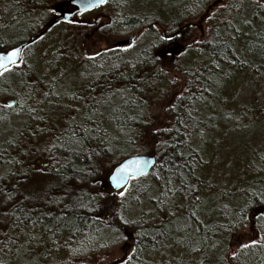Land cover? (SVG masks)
I'll return each instance as SVG.
<instances>
[{"label": "trees", "instance_id": "1", "mask_svg": "<svg viewBox=\"0 0 264 264\" xmlns=\"http://www.w3.org/2000/svg\"><path fill=\"white\" fill-rule=\"evenodd\" d=\"M208 1L168 0L171 8H178L173 17L126 13L118 26L109 29L112 34L124 35L141 29L144 34L155 36L140 55L130 59H122L120 48L101 50L100 55L89 59L82 52L89 28L79 25L73 40L41 43V47L52 44L45 52L43 67L31 63L32 56L27 54L18 67L0 77V97L7 94L15 97L12 108H5L0 102V119L17 110L29 118L18 134L0 144V162L11 166L0 177V214L7 218L5 234H0L6 238L0 239V264L17 252L19 242L25 235L29 239L31 231L37 232L42 251L66 255L61 264H85L86 254L108 246L102 239L107 227L118 229V236L128 237L126 241L119 240L125 244L123 247L127 246L131 252L133 247L137 249L129 264H160L147 260L146 255L159 251L168 241L173 242L172 246H166L170 251L198 254L195 264H264V245L242 250L236 261L228 256L231 245L217 239L231 238L241 229L232 222L241 218L244 225L248 220L256 221L257 226L261 223L257 217L264 212V152L254 151L240 172L232 165L234 176L240 180L236 188L228 189L217 175L220 200L217 206L207 203L209 206L200 213L196 206L205 205L206 192L213 188L206 177L213 160L204 161L202 152L192 143L195 137H201L204 127H210L208 123L215 124L213 120L209 122L213 115H194L196 103L219 101L205 99L218 86L212 79L220 78L224 85L238 76L264 72V8L244 1L242 7H236L241 0H224L233 6L220 8L217 16L211 18L212 30L217 28L200 42L208 59L199 68L190 70L179 63H173L172 67L160 57L152 56L154 48L165 43L160 39L161 30L152 23L154 20L168 32L180 28L185 31L187 17L198 13ZM240 10L247 11L245 19L238 17L236 11ZM246 20L251 23H245ZM9 36L11 30L0 26V47L12 44L7 41ZM79 60L92 70L88 71V79L57 101L50 96L57 79L71 73ZM158 68L163 71H157ZM169 68L181 72L185 78L181 92L171 95L173 79ZM215 90L222 92L221 88ZM59 109L64 114L62 119L55 113ZM159 110L161 118L157 115ZM89 116L92 120H88ZM38 121L42 127H38ZM77 124L84 128L98 127L101 132L93 135L101 138L107 136L114 142L118 138L119 150L107 152L103 146L97 147L99 140L76 144L75 140L82 136L78 132L73 138L71 129ZM65 129L68 134L61 135ZM94 148L99 155L92 153ZM137 153H154L156 165L147 175L129 181L123 199L126 207L147 200L152 203L154 214L148 220L137 218L138 224L125 225L112 215L122 198L113 200L105 192L101 174L104 176L109 167ZM43 154L50 161L46 169L32 164ZM221 168L222 165H217V171ZM192 185L195 187L189 190ZM169 189L176 191L172 193ZM153 192L158 201L150 197ZM213 209H217L215 215ZM191 211L196 212V217L189 219ZM137 232L145 235L138 237ZM215 239L217 245L213 247ZM73 249H79V254L74 255Z\"/></svg>", "mask_w": 264, "mask_h": 264}, {"label": "rangeland", "instance_id": "2", "mask_svg": "<svg viewBox=\"0 0 264 264\" xmlns=\"http://www.w3.org/2000/svg\"><path fill=\"white\" fill-rule=\"evenodd\" d=\"M115 1L123 2V13L129 15L132 13L138 14L139 16L147 15L165 18L166 16L173 17L178 13V8H171L170 5L172 3L168 2V0ZM249 1L257 5V0ZM225 2L226 1L221 0V3ZM220 8V3H216L215 6H213L211 0H209L208 3L199 9L200 11L198 13L188 16L185 20L186 29L181 33L179 41L176 40L178 44L184 45L183 48L180 47L179 49L177 48V51L175 52L167 53V50L164 48L161 49V47L158 46L154 48L156 50H153L152 56L160 57L162 60L170 63L172 67L174 65L173 63L184 65L190 70L203 66L204 62L208 59V56L206 52H203L200 42L208 39L212 34L211 32H214V29L217 28L215 27L212 30L211 18L217 16L216 13ZM168 13H170V15H168ZM236 13L239 18L245 19L247 16V11L240 10L236 11ZM210 16L211 18L209 19ZM224 17L225 16H220V18ZM161 27L162 26H158L157 29L161 30ZM131 35L133 37L130 43L134 42L133 46L129 48L128 45L130 43H128L120 47L123 60L130 59L133 55H140L139 53L142 49L148 47L153 41V37H155L153 34H144L141 29H135L124 34L120 39L128 38ZM193 38H195L196 42L193 41ZM40 45L41 44L28 51V54L32 56V58H30L31 63H38L39 65L36 66L38 68L44 66L43 62L46 58L45 52L52 47V44L47 46L42 44L43 47ZM89 45L90 44L85 43V46H82V52L86 56L92 55ZM101 45L104 46L105 43H99V46ZM188 45H191V47H188ZM33 50H35L36 53L32 54ZM181 53L184 54L181 55ZM170 69L173 68H169V70ZM174 70L175 71L170 72V78L174 79L175 77H179L182 81V86L173 85L169 95H171V93L181 92L185 83V78L182 73L176 69ZM88 71L92 70H88L87 67L81 63V60H79L76 63V68L71 73H68L67 75L63 74L57 79L56 85L53 87L50 96L56 98L57 101L64 99L65 94L66 96L69 95L73 88H77L80 83H83L88 79ZM260 72H258L257 75L238 76L237 79L235 78L234 82L229 80L224 85L220 83V78L212 79L218 85L215 88H221L222 92L218 90L216 91L214 88V90L210 91V95H205V99L212 98V100H214L217 98L219 101L195 104L197 112H194V115L199 114L203 117H211L213 115L214 118L209 120V122L212 120L215 122L214 125L208 123L210 127H204L205 130L202 132L201 137H195L192 141L193 145L202 152L201 157L204 161L213 160L212 164L209 165L211 169L206 172V177L209 178L207 182L211 183L213 188H209V191L206 192L207 196L205 199L207 202H205V205L203 203L202 205L196 206L195 209L200 213H202L201 210L204 207H208L209 204H211V207L214 205L217 206V200H220V197H217V175L220 176V179H223L222 182L225 185L229 186L228 189L236 188L238 181L240 180H238V176H234V169L231 168L232 165L233 168L240 172L242 171L241 168L244 169L247 165L248 159L254 151L260 153L264 152V72ZM15 94H17V91ZM10 99L13 100L15 97L11 94H7L4 97H0V102L6 104L7 100ZM227 100L229 103H226L227 105L225 106ZM60 108H63V102H61ZM55 113L59 119L64 117V114L60 109ZM161 113V110L157 112L159 118H161ZM191 114H193V112H191ZM28 119V116L19 110L10 112L4 119H0V144L5 143L8 139L13 138L18 134L21 129L26 126ZM38 123V127H42L40 124L41 122L38 121L37 124ZM33 162L32 164L34 166L40 169L43 167L46 169V165H49L50 161L47 156L43 154L40 160L35 159ZM253 163L260 166L258 160H254ZM217 165H222V168L219 171H217ZM10 168L11 166L9 164L1 163L0 177L6 171H9ZM27 168H29V166ZM111 168L112 166L106 170L104 176L101 174L104 178V189L107 194L109 193V195H112L113 200H119L120 197L116 195L117 191H112L106 182L107 175ZM233 178L236 180H232ZM150 197H156L154 192L151 193ZM234 201L237 202V198H234ZM233 205H235V203ZM212 211V215H215L217 209H213ZM123 214L125 218L130 221L136 220L137 218L148 220L152 218L154 214V207L151 202L142 200L141 203H132L128 205L124 209ZM201 217L199 216V218ZM6 219V216L0 214V234H5L4 225ZM256 227V221L248 220L244 227L237 231L231 238H227L226 240L224 236H218L217 239L225 240V243L231 245L230 250H235L238 244L248 243L251 239H257L259 237L257 235ZM115 237H118V232L113 231L111 227H107L102 234V239L107 241L108 246L86 254L83 258L84 263L97 264L101 259L111 260L115 256H123L125 253H130V248L127 246L126 248L123 247L125 245L123 242L118 241L112 243ZM38 238L39 236L36 231H31L29 239H27V235H25V237L22 238V241L19 242V246L21 247H19L14 255L6 257L2 264H61L66 258V255L59 252L52 253L42 251L38 247ZM0 239L5 240V235H0ZM217 239L214 240L215 245H217ZM172 243L173 242L170 243V241H168L159 251L146 255V259L160 264H195L197 262L199 259L198 254H184L180 251L173 252L166 249V246H172ZM28 247H30V249H28ZM176 257L179 258L180 261H178Z\"/></svg>", "mask_w": 264, "mask_h": 264}, {"label": "flooded vegetation", "instance_id": "3", "mask_svg": "<svg viewBox=\"0 0 264 264\" xmlns=\"http://www.w3.org/2000/svg\"><path fill=\"white\" fill-rule=\"evenodd\" d=\"M243 1L247 3L249 0ZM123 4L121 1L107 0V3L93 8L83 15H78L76 14L77 9L70 4L69 0H0V26L11 30L12 36H9V39L6 40L11 41L12 44L8 46H16L28 41L22 50L21 61L27 56L28 51L43 41L75 39L79 25L89 28L85 43L90 44L91 56H95L94 54L101 50L122 47L117 42L122 40L120 37L123 35L112 34L109 29L118 26L121 17L126 14L123 13ZM51 8L63 11L64 15L69 16L71 22L64 21L61 17L60 23H55L56 18L49 11ZM153 25L160 26L156 20L153 21ZM182 29H178L176 32H168L161 28L162 34L167 32L168 35L174 37L172 40L165 39L161 49L164 48L169 53L177 51V48H183V44L177 43L183 31ZM132 37V35L128 37L130 42ZM99 43H105V45L99 46Z\"/></svg>", "mask_w": 264, "mask_h": 264}, {"label": "snow or ice", "instance_id": "4", "mask_svg": "<svg viewBox=\"0 0 264 264\" xmlns=\"http://www.w3.org/2000/svg\"><path fill=\"white\" fill-rule=\"evenodd\" d=\"M70 4L73 5L76 9H77V13L78 15H83L85 12H88L90 10H92L93 8H96L100 5H103L105 3H107V0H69ZM213 6H215L216 3H220V7L221 8H229L231 9V7L233 5L231 4H225V3H221V0H211ZM243 6V0H241L240 4L236 5V7H242ZM257 7L260 8H264V0H257ZM50 12L53 13V15L55 16V23H60L61 17L63 18L64 21L67 22H71L69 16L64 15L63 11H58L56 8H51L49 9ZM245 23H251V21L246 20ZM229 26H231V21L228 22ZM234 31H239V29H234ZM173 32H176L175 29H173ZM178 35V34H177ZM174 37L172 35H168L167 32L163 33L160 36V39L162 40H172ZM193 41H195V38H193ZM35 42V41H34ZM134 44L130 43L128 45V47H132ZM188 47H191V45H188ZM127 50V49H124ZM184 53H181V55H183ZM94 55H100L99 52L95 53ZM20 58H21V49L17 48L15 46H8V47H4V48H0V77H3L6 73H9L11 71H13L14 68L19 66V62H20ZM89 59H93L94 56H89ZM157 71H163L162 68H158ZM175 71L174 69H170V72ZM172 84L173 85H181L182 86V81L179 77H175L172 80ZM146 103V102H145ZM14 105L12 103H6L3 105V107L5 108H12ZM169 106L170 107H174V105H171V102H169ZM88 120H92V117L89 116ZM144 123H147V121H144ZM156 131H159V129H156ZM69 132L68 129L63 130V132L61 133V135H67ZM79 134L82 136L81 139H76L75 143L76 144H82L85 140L88 141H93V140H99V145H97V147L103 146L104 150L107 152H112L115 150H119L117 148V144L119 142L118 138L117 140L114 142L111 138L107 137V136H103V138H101L100 135H93V132L99 134L101 132V129L97 128H84L82 125L77 124L76 127L74 129H71V136L73 138L77 137ZM128 140L129 142H132V137L128 136ZM92 153L94 155H99V153L96 151V149H92ZM91 158V157H89ZM57 172H59V169H56ZM135 172H139L143 175H147V173L143 172V170L140 167H137L135 170H131L130 167L128 165H121L115 173H113L111 179L113 182L114 187L117 189L116 195L120 198H122L117 207L114 208L113 210V217L116 218L118 217L119 220L127 225V224H138L139 221L138 220H128L125 218L124 214H123V210L126 207L125 202H124V197L126 196V193L129 190V181L131 180H135L137 177L134 174ZM89 175H91V173H89ZM191 187H195L194 185L190 186L189 190L191 189ZM176 191V189H169V192L174 193ZM101 196L104 195V193H100ZM166 195V194H165ZM154 200H159V197H151ZM8 199H11L10 197H8ZM197 202L199 201V197L196 198ZM173 215H175V213H172ZM192 217H196V212L195 211H191V215L189 217V219H191ZM257 220H259L261 223L257 226V235L260 237L259 239H251L248 243H240L237 245V248L235 250H230L228 256L230 260H239V256L242 250L244 249H249L251 247L254 246H258V245H264V235H261V230H264V212H261L260 215L257 217ZM233 225L235 226L236 224H239L241 228L244 227V218H241L237 221H233L232 222ZM223 227V226H222ZM116 231H118V229H116ZM145 235V233L143 232H137V236H143ZM128 237L127 236H118L115 237L112 241V243H116L119 240H127ZM102 247H105V245H102ZM213 247H216V245H213ZM73 254L77 255L79 254L80 250L79 249H73ZM137 251L136 248H132V252L131 253H125L123 256H115L113 259L111 260H99L97 262V264H129V261H131V259L133 258L132 254L135 253ZM111 255V254H109Z\"/></svg>", "mask_w": 264, "mask_h": 264}, {"label": "water", "instance_id": "5", "mask_svg": "<svg viewBox=\"0 0 264 264\" xmlns=\"http://www.w3.org/2000/svg\"><path fill=\"white\" fill-rule=\"evenodd\" d=\"M129 42H130V38H125V39L118 41L117 44L118 45H126ZM27 43H28V41L22 42V43L16 45L15 47L20 48L21 53H22V50L27 45ZM20 62H21V58H20ZM14 102H15L14 100L10 99V100H7L6 103L14 104ZM121 165H128L131 170H135L137 167H140L143 170V172L148 174L156 165V157H155L154 153H151V154L137 153V154H131V155L121 159L117 163H115L112 166V168L110 169V171L107 175V178H106L107 185L114 192L117 191V189L114 187L111 177H112L113 173H115L116 170ZM134 174L136 175L137 178L145 176L139 172H135Z\"/></svg>", "mask_w": 264, "mask_h": 264}]
</instances>
